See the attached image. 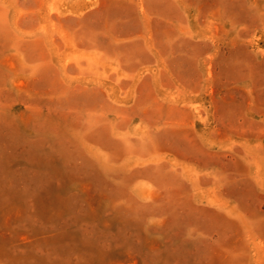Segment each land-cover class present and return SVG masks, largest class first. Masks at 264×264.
Here are the masks:
<instances>
[{
	"label": "rangeland",
	"instance_id": "rangeland-1",
	"mask_svg": "<svg viewBox=\"0 0 264 264\" xmlns=\"http://www.w3.org/2000/svg\"><path fill=\"white\" fill-rule=\"evenodd\" d=\"M0 264H264V0H0Z\"/></svg>",
	"mask_w": 264,
	"mask_h": 264
}]
</instances>
